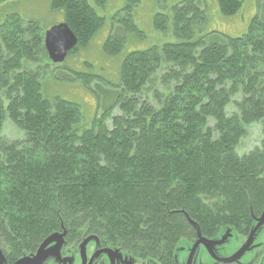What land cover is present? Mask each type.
Masks as SVG:
<instances>
[{
	"label": "trees",
	"instance_id": "16d2710c",
	"mask_svg": "<svg viewBox=\"0 0 264 264\" xmlns=\"http://www.w3.org/2000/svg\"><path fill=\"white\" fill-rule=\"evenodd\" d=\"M217 1L225 16L245 3ZM139 2L127 0L117 22L137 29ZM53 7L78 37L70 54L105 22L89 0ZM170 20L178 40L129 52L115 85L53 64L39 20L14 13L0 23V245L11 263L63 232L98 236L143 264H179L183 239L226 225L249 235L264 217V138L238 151L264 123V0L240 36L203 33L207 0H181L154 23L165 30ZM125 38L117 28L106 52ZM47 78L83 80L97 94L108 87L90 127H80L79 103L44 93Z\"/></svg>",
	"mask_w": 264,
	"mask_h": 264
},
{
	"label": "rangeland",
	"instance_id": "374dc122",
	"mask_svg": "<svg viewBox=\"0 0 264 264\" xmlns=\"http://www.w3.org/2000/svg\"><path fill=\"white\" fill-rule=\"evenodd\" d=\"M89 1L98 13L104 16L105 22L95 32L86 47L81 46L77 54H70L66 59L65 64L67 62L74 66V69L98 74L115 85L121 80L122 64L129 52L178 40L171 20L166 29L161 30L156 28L154 19L159 11L171 16L173 6L181 0H140L133 10V21L137 25V29L133 30L127 29L128 26L125 21L118 20L119 22H117L115 18L127 0H107L103 6L98 5L96 0ZM53 2L54 0H5L0 2V23L9 15L19 13L26 19L39 20L46 30L65 20L64 10L54 8ZM207 4L209 22L203 27V33L220 30L231 36H240L248 31L250 22L257 12V0H245L241 12L234 16L222 14L217 0H207ZM117 28L125 34V43L119 52L109 54L105 50V44ZM44 83V93L46 92L49 96L60 95L82 106L83 121L80 124L81 128L91 126L97 114L98 101L102 98L103 91L108 88L101 84L98 89L99 94H97L93 89L86 86L83 80L47 78ZM230 107L229 111L231 112L233 108ZM257 123L250 127L248 135L241 141L238 147L240 154L248 153L252 148L261 144V140L264 138V123ZM8 133H11L10 129ZM61 234L60 232L53 233L33 257L22 258L14 263H9L4 252L0 250V264H83L84 262H80L81 258L75 261L72 255L67 257L70 260L66 263L67 258L64 259L62 253L64 239ZM248 236V234L239 233L235 227L226 225L208 240L215 256L231 259L241 251ZM98 241H100L98 237L86 236L81 243L80 252H89L92 244L98 245ZM193 247V243L187 239L180 242L179 249L182 248L183 250L178 251L179 264H214L213 255L204 245H200L194 256L191 257ZM111 251L116 257L115 264H133L135 261V256L132 253L119 247L115 246ZM106 262V256H103L97 264H106ZM239 262L241 264H264V224L254 235Z\"/></svg>",
	"mask_w": 264,
	"mask_h": 264
},
{
	"label": "water",
	"instance_id": "95a60500",
	"mask_svg": "<svg viewBox=\"0 0 264 264\" xmlns=\"http://www.w3.org/2000/svg\"><path fill=\"white\" fill-rule=\"evenodd\" d=\"M78 43H79L78 37L76 36V34L73 32V30L70 28V26L66 22L54 25L53 27H51L50 29L46 31L45 45H46L48 54L55 62L65 60V58L68 56V53L73 48H75ZM263 224H264V217L259 221V223L252 230L246 244L243 246V248L238 253V255L231 259H222V258L215 256L211 249L209 240L203 237H200L199 240L195 243L192 249V252H191V257L194 256L197 247L200 244H203L217 261H221L223 263L236 262L240 259L243 253L248 249L254 235L256 234V232L259 230V228Z\"/></svg>",
	"mask_w": 264,
	"mask_h": 264
},
{
	"label": "flooded vegetation",
	"instance_id": "af4514ba",
	"mask_svg": "<svg viewBox=\"0 0 264 264\" xmlns=\"http://www.w3.org/2000/svg\"><path fill=\"white\" fill-rule=\"evenodd\" d=\"M60 233H62L61 235L63 236V239H64V244H63V248H62V253H63L64 259L67 258L69 255H72L74 257L75 261L81 258L80 262L81 261L84 262L83 264H97L103 256H106V259H107L106 264H115L116 263V257L114 255V253L111 251L112 248L115 246L105 245L98 236H95V237H98L100 240V241H98V245L92 244L91 250H89V252L82 253V252H80V247H81V243L83 242V240L86 236H83L82 238H79V239H73L67 233H63V232H60ZM207 238L209 239V237H207ZM198 239L192 240L193 245H194V243H196L198 241ZM43 243L39 246V248L35 252L27 255V257L28 258L33 257L41 249ZM1 250L4 252L3 248H1ZM4 254H5V252H4ZM5 256H6V254H5ZM6 258H7V256H6ZM7 260H8V258H7ZM69 260H70V258H67L66 263L69 262ZM8 262L11 263L9 260H8ZM133 264H143V263L140 261H137L135 258V261ZM145 264H148V262ZM214 264H223V263L215 261ZM235 264H241V263L237 262Z\"/></svg>",
	"mask_w": 264,
	"mask_h": 264
},
{
	"label": "bare ground",
	"instance_id": "6f19581e",
	"mask_svg": "<svg viewBox=\"0 0 264 264\" xmlns=\"http://www.w3.org/2000/svg\"><path fill=\"white\" fill-rule=\"evenodd\" d=\"M49 58H50V60L52 61L53 64H62V63L65 62V60H63V61H59V62H55V61L50 57V55H49Z\"/></svg>",
	"mask_w": 264,
	"mask_h": 264
}]
</instances>
